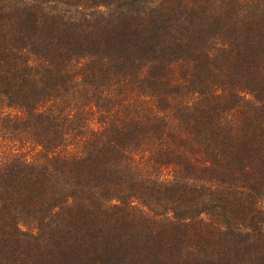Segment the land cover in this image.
<instances>
[{
    "label": "trees",
    "instance_id": "1",
    "mask_svg": "<svg viewBox=\"0 0 264 264\" xmlns=\"http://www.w3.org/2000/svg\"><path fill=\"white\" fill-rule=\"evenodd\" d=\"M0 264H264V0H0Z\"/></svg>",
    "mask_w": 264,
    "mask_h": 264
}]
</instances>
